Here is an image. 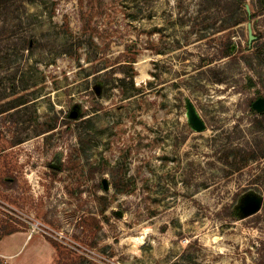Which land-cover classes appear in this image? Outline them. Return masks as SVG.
<instances>
[{
    "label": "rangeland",
    "instance_id": "rangeland-1",
    "mask_svg": "<svg viewBox=\"0 0 264 264\" xmlns=\"http://www.w3.org/2000/svg\"><path fill=\"white\" fill-rule=\"evenodd\" d=\"M255 2L25 0L0 63V237L38 226L54 264H264Z\"/></svg>",
    "mask_w": 264,
    "mask_h": 264
},
{
    "label": "crops",
    "instance_id": "crops-1",
    "mask_svg": "<svg viewBox=\"0 0 264 264\" xmlns=\"http://www.w3.org/2000/svg\"><path fill=\"white\" fill-rule=\"evenodd\" d=\"M57 249L45 235L18 230L0 237V264H54Z\"/></svg>",
    "mask_w": 264,
    "mask_h": 264
},
{
    "label": "trees",
    "instance_id": "trees-1",
    "mask_svg": "<svg viewBox=\"0 0 264 264\" xmlns=\"http://www.w3.org/2000/svg\"><path fill=\"white\" fill-rule=\"evenodd\" d=\"M242 1H245V0H242ZM254 1H256L255 3L257 4L260 12L264 13V0H254ZM24 2L25 0H0V63H2L4 59H6V57L1 58V55L4 51L3 50L4 46L10 43L9 39L12 37V34H13L11 32L13 23H16V21L22 22L21 16L19 14L20 11H18V7ZM16 44L20 45V49L22 50H34V48L38 47V40L36 36L34 35L30 36V35L22 33L18 36ZM219 55H220V58H224V57H230L232 54H231L230 48H226V49H222ZM260 55H262L264 59V42L261 45ZM0 67H1V64H0ZM11 94L14 95V91ZM7 95L8 94L6 92L3 93L0 90V100H3L5 97H7ZM14 101L15 100H13L12 102L14 103ZM13 108H14V105L9 107L8 109L1 110L2 106H0V110H1L0 114L4 112H9ZM5 150L6 149H4V151ZM15 231H18V229H10L6 231L3 235H7Z\"/></svg>",
    "mask_w": 264,
    "mask_h": 264
},
{
    "label": "water",
    "instance_id": "water-1",
    "mask_svg": "<svg viewBox=\"0 0 264 264\" xmlns=\"http://www.w3.org/2000/svg\"><path fill=\"white\" fill-rule=\"evenodd\" d=\"M253 108L259 112L264 111V98H258L254 103H253ZM189 117L191 124L193 128L197 131H202L205 129L206 125L203 119L197 114L195 109L193 107L189 108ZM74 114H72L73 116ZM261 198L259 197H252L248 199L244 205L240 208L241 212L245 216L252 215L256 212H258L261 208Z\"/></svg>",
    "mask_w": 264,
    "mask_h": 264
},
{
    "label": "built area",
    "instance_id": "built-area-1",
    "mask_svg": "<svg viewBox=\"0 0 264 264\" xmlns=\"http://www.w3.org/2000/svg\"><path fill=\"white\" fill-rule=\"evenodd\" d=\"M32 233H40V234H43L45 236L48 235L47 231L41 229L40 227L38 226H32V229L30 230Z\"/></svg>",
    "mask_w": 264,
    "mask_h": 264
},
{
    "label": "bare ground",
    "instance_id": "bare-ground-1",
    "mask_svg": "<svg viewBox=\"0 0 264 264\" xmlns=\"http://www.w3.org/2000/svg\"><path fill=\"white\" fill-rule=\"evenodd\" d=\"M213 240H215L217 242L218 241V237H215V239L213 238ZM134 241H135L136 244H141V243H143V237L134 238Z\"/></svg>",
    "mask_w": 264,
    "mask_h": 264
},
{
    "label": "flooded vegetation",
    "instance_id": "flooded-vegetation-1",
    "mask_svg": "<svg viewBox=\"0 0 264 264\" xmlns=\"http://www.w3.org/2000/svg\"><path fill=\"white\" fill-rule=\"evenodd\" d=\"M255 197H257V196H255ZM259 211H260V210H259ZM259 211H258V212H259ZM258 212L254 213V214H252V215H255V214H257Z\"/></svg>",
    "mask_w": 264,
    "mask_h": 264
}]
</instances>
